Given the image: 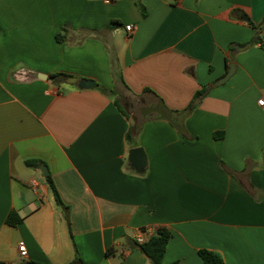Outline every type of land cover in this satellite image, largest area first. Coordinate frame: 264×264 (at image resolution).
I'll use <instances>...</instances> for the list:
<instances>
[{
	"label": "crops",
	"instance_id": "crops-1",
	"mask_svg": "<svg viewBox=\"0 0 264 264\" xmlns=\"http://www.w3.org/2000/svg\"><path fill=\"white\" fill-rule=\"evenodd\" d=\"M263 27L264 0H0V261L152 264L166 229L162 264H264Z\"/></svg>",
	"mask_w": 264,
	"mask_h": 264
},
{
	"label": "trees",
	"instance_id": "trees-1",
	"mask_svg": "<svg viewBox=\"0 0 264 264\" xmlns=\"http://www.w3.org/2000/svg\"><path fill=\"white\" fill-rule=\"evenodd\" d=\"M65 37L66 36L63 34H58L56 38H57V41L63 42L65 40ZM256 43H260V42H256ZM61 77H66V76L65 75H55V76H52V79L55 80ZM202 92L204 91L199 92L198 96H200ZM40 163H41L40 161L34 160V161H28L26 164L30 167H38ZM46 179H47L48 184L51 187V190L53 191L55 195L57 203L62 205V201L59 197V194L54 186V183L50 175H48ZM6 222L9 226L15 227L18 224L22 223V218H20L17 213L12 212L8 216ZM170 238H171L170 231L166 229H161L153 237H151L147 242H144L142 244L136 243L135 245L141 250V252H143L151 260L152 264H162V260L166 253L167 245L169 243ZM200 256L203 259L204 264H223L222 258L218 254H215L213 252L203 250V251H200ZM78 261L81 262V260L77 258L75 259L74 263ZM0 264H5V263L0 261ZM33 264H41V263H33ZM173 264H178V263H173Z\"/></svg>",
	"mask_w": 264,
	"mask_h": 264
},
{
	"label": "water",
	"instance_id": "water-1",
	"mask_svg": "<svg viewBox=\"0 0 264 264\" xmlns=\"http://www.w3.org/2000/svg\"><path fill=\"white\" fill-rule=\"evenodd\" d=\"M262 31H264V27L262 28ZM257 37L258 35L255 38L257 39ZM263 48H264V44H263ZM236 49H238V46L236 47ZM235 72H236V66L234 64H231L226 75L222 79L218 80L215 86H221L224 83L228 82L235 75ZM67 83L78 84L80 89H92L95 87V82L91 80H82L77 83L76 78H68ZM213 88L214 86H209L207 90L202 94V97H206V95H208V93ZM143 117L147 121H154L161 119L172 120L173 114L172 112L166 110L165 107L161 104L155 107L144 108ZM129 162L137 172L143 173L147 166V158L144 150L142 148H133L129 152ZM41 172L45 177L49 175V171L46 166H41ZM20 264H32V263L21 262Z\"/></svg>",
	"mask_w": 264,
	"mask_h": 264
},
{
	"label": "built area",
	"instance_id": "built-area-1",
	"mask_svg": "<svg viewBox=\"0 0 264 264\" xmlns=\"http://www.w3.org/2000/svg\"><path fill=\"white\" fill-rule=\"evenodd\" d=\"M111 0H104V2L109 3ZM126 31L127 32H131L132 31V27L131 26H126ZM260 106H264V100H260L259 102ZM19 253L22 259H26L27 258V248L24 242H21L19 244Z\"/></svg>",
	"mask_w": 264,
	"mask_h": 264
}]
</instances>
